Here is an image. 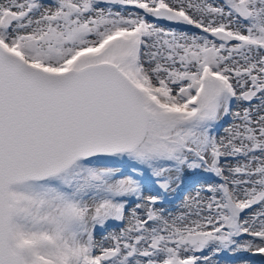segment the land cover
<instances>
[{"label": "snow or ice", "instance_id": "1", "mask_svg": "<svg viewBox=\"0 0 264 264\" xmlns=\"http://www.w3.org/2000/svg\"><path fill=\"white\" fill-rule=\"evenodd\" d=\"M225 255L264 264V0H0V264Z\"/></svg>", "mask_w": 264, "mask_h": 264}, {"label": "clouds", "instance_id": "2", "mask_svg": "<svg viewBox=\"0 0 264 264\" xmlns=\"http://www.w3.org/2000/svg\"><path fill=\"white\" fill-rule=\"evenodd\" d=\"M53 242L54 241L51 234L46 232H34L24 235L20 244V248L24 251H34L39 250L41 247L49 246ZM35 254L37 257L39 256L38 251H36Z\"/></svg>", "mask_w": 264, "mask_h": 264}, {"label": "rangeland", "instance_id": "3", "mask_svg": "<svg viewBox=\"0 0 264 264\" xmlns=\"http://www.w3.org/2000/svg\"><path fill=\"white\" fill-rule=\"evenodd\" d=\"M42 2H44V3H48L49 0H42ZM211 2H212V1H211ZM221 2H222V0H221ZM183 30H186V31H189V32L198 31V30H196V29H192V28H185V29H183ZM220 134H221V135L223 134V129L220 130ZM209 182H212V181L209 180ZM110 231H115V232L118 233V231H119V227H116V228H114V229H110ZM100 236H101L100 233H97V234H96V238H97V239L100 238ZM224 258H225V259H224ZM221 259H222V264H227V262H230V261L239 262V259H240V258H239L238 256H237V257H229V256L225 255V256L222 257ZM223 259H224V260H223ZM226 259H227V260H226Z\"/></svg>", "mask_w": 264, "mask_h": 264}, {"label": "bare ground", "instance_id": "4", "mask_svg": "<svg viewBox=\"0 0 264 264\" xmlns=\"http://www.w3.org/2000/svg\"><path fill=\"white\" fill-rule=\"evenodd\" d=\"M211 1L212 0H209V2H211ZM164 208L167 210L166 214L168 212H170L172 214H176V213H178L179 211L182 210V202L179 201V200H176V199H171L170 202L164 204ZM100 238H101V236H100ZM100 238H98L97 240H99ZM236 264H238V262H236Z\"/></svg>", "mask_w": 264, "mask_h": 264}, {"label": "water", "instance_id": "5", "mask_svg": "<svg viewBox=\"0 0 264 264\" xmlns=\"http://www.w3.org/2000/svg\"><path fill=\"white\" fill-rule=\"evenodd\" d=\"M166 26H168V27H174L173 25H166Z\"/></svg>", "mask_w": 264, "mask_h": 264}]
</instances>
